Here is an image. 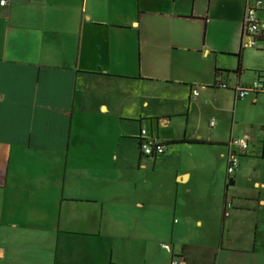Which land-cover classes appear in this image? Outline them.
<instances>
[{
    "label": "crops",
    "instance_id": "crops-1",
    "mask_svg": "<svg viewBox=\"0 0 264 264\" xmlns=\"http://www.w3.org/2000/svg\"><path fill=\"white\" fill-rule=\"evenodd\" d=\"M246 4H0V264H264V92L232 90L264 71V40L237 56Z\"/></svg>",
    "mask_w": 264,
    "mask_h": 264
},
{
    "label": "built area",
    "instance_id": "built-area-1",
    "mask_svg": "<svg viewBox=\"0 0 264 264\" xmlns=\"http://www.w3.org/2000/svg\"><path fill=\"white\" fill-rule=\"evenodd\" d=\"M8 0H1L0 4L5 5ZM264 9V0H247L244 23H243V36L248 40L244 41L243 47L256 48L264 38V25L259 19L258 13ZM218 86L223 88H229L227 83L218 81ZM237 100L248 98L255 93L264 92V79H256L251 85L243 86L237 85L232 88ZM194 94H198V90H194ZM213 125V122H212ZM140 146L144 154L146 155H162L166 153L168 146L165 143L158 142L149 136L146 129H141L140 133ZM228 151V178L229 183L232 177L235 175L240 165V156L247 154L251 150V143L249 138L237 137L231 139L229 142ZM231 206V204H229ZM161 247L169 252H173L172 245L170 243H162ZM170 264H183L177 256L171 258Z\"/></svg>",
    "mask_w": 264,
    "mask_h": 264
},
{
    "label": "rangeland",
    "instance_id": "rangeland-1",
    "mask_svg": "<svg viewBox=\"0 0 264 264\" xmlns=\"http://www.w3.org/2000/svg\"><path fill=\"white\" fill-rule=\"evenodd\" d=\"M262 42V41H261ZM259 42V44L261 43ZM258 44V45H259ZM257 48V47H256ZM255 49V48H254ZM264 61V60H261V62ZM225 93H221V96L222 97H225L224 95ZM256 110V112L254 113L255 116L257 117V122L259 124H263L264 126V94L261 95L260 99H259V102L258 104L255 106L254 108ZM206 113H208V117L206 118V120H203L202 121V125L203 126H206L207 128H210L211 126V123L213 122V126L212 127H215L216 124H218L219 120H218V117L217 116H214L212 114V110L211 109H206ZM253 114V115H254ZM259 126V127H258ZM258 126H254L251 131L253 133L252 137L257 141L260 140L263 141V131L262 129H264L263 127H261L260 125ZM262 136V137H261Z\"/></svg>",
    "mask_w": 264,
    "mask_h": 264
},
{
    "label": "trees",
    "instance_id": "trees-1",
    "mask_svg": "<svg viewBox=\"0 0 264 264\" xmlns=\"http://www.w3.org/2000/svg\"><path fill=\"white\" fill-rule=\"evenodd\" d=\"M262 39L264 40V38H262ZM243 50H244V47H241L240 50H239V52L237 53V56L239 57V59H241V57H242V51ZM239 69H241V68L239 67ZM220 71H221V69H218V72L219 73H217V77H220V74H221ZM258 78L259 79H261V78L264 79V71H258ZM217 82L218 81L216 79L215 83H217ZM178 142H192V143H194V142H199V141H188L186 139H181V140L172 141L170 143H178ZM232 181H233V179L230 180V182H229L228 185H230L232 183Z\"/></svg>",
    "mask_w": 264,
    "mask_h": 264
}]
</instances>
